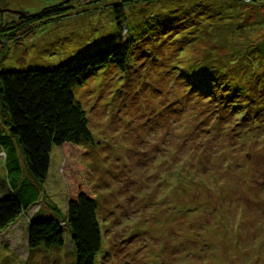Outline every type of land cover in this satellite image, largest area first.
I'll list each match as a JSON object with an SVG mask.
<instances>
[{"label": "rangeland", "instance_id": "obj_1", "mask_svg": "<svg viewBox=\"0 0 264 264\" xmlns=\"http://www.w3.org/2000/svg\"><path fill=\"white\" fill-rule=\"evenodd\" d=\"M117 1L0 0V29L51 4L64 11L10 43L3 38L0 71L52 68L119 39ZM202 2L127 7L137 44L127 70L111 65L76 92L93 136L79 159L98 198L96 264H264V32L257 25L264 17H250L264 5L240 3L226 9L236 17H215L224 11L196 9ZM187 9L192 17L172 16ZM241 43L250 46L228 66L234 52L226 48ZM213 69L230 77L228 88L209 94L189 80ZM64 160L55 148L39 201L0 232V264H75L68 231L65 245L49 251H32L27 235L35 218L67 216ZM6 180L0 157V198Z\"/></svg>", "mask_w": 264, "mask_h": 264}, {"label": "trees", "instance_id": "obj_2", "mask_svg": "<svg viewBox=\"0 0 264 264\" xmlns=\"http://www.w3.org/2000/svg\"><path fill=\"white\" fill-rule=\"evenodd\" d=\"M158 1L160 0H118L112 8L119 38L115 41L84 51L85 53L52 68L0 71V157L4 161L8 184L6 186L1 182L8 193H3L0 198V232L16 224L39 201L41 189L49 176L54 149L58 148L66 160L63 176L69 191L67 216L63 219L59 216L31 220L27 235L32 251L63 247L65 233L68 231L75 249V264H96L103 245L98 198L94 186L89 183L90 168L79 159L80 154L85 152L84 144L92 143L93 136L87 113L78 101L76 92L91 77L111 65L122 72L127 70L137 44L130 33L125 10L135 4H155ZM202 1L196 9L200 6L203 9L208 4L209 12L224 11L222 15L215 17H236L227 15L226 9L241 3L238 0ZM263 1L250 0L241 4L257 8L264 5ZM56 8V3L51 4L34 16L25 17L23 24H27L26 27L23 24L12 25V22L5 27L1 26L0 43L3 38L6 43L12 42L18 33L29 26L44 27L47 20L63 17L62 10L53 11H57ZM155 10L163 12L162 9ZM253 10L254 16L244 15L264 17L262 11ZM179 12L177 10L175 16H172L192 17L188 9L183 16ZM202 12L198 17L204 16ZM161 17L165 16L161 14ZM259 23L262 26L257 24L258 33L264 32V21L259 20ZM182 24L183 21L179 19L176 28H180ZM233 42L237 43L234 39ZM236 45L238 46L226 48L229 52H234V56L231 55L227 62L228 66L235 65L237 54L243 53L250 46H245V43ZM179 70L180 67L175 69L177 72ZM213 70L214 75H210L209 71L210 74H205L206 77L196 75L189 80L198 88L202 85L200 91L209 94H213L212 86L220 87L226 83L228 88L231 85L230 77L221 75L223 72L220 70ZM209 80L213 85L206 87ZM24 172L28 177H24Z\"/></svg>", "mask_w": 264, "mask_h": 264}, {"label": "built area", "instance_id": "obj_3", "mask_svg": "<svg viewBox=\"0 0 264 264\" xmlns=\"http://www.w3.org/2000/svg\"><path fill=\"white\" fill-rule=\"evenodd\" d=\"M238 1H241V0H238Z\"/></svg>", "mask_w": 264, "mask_h": 264}]
</instances>
